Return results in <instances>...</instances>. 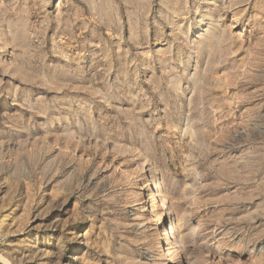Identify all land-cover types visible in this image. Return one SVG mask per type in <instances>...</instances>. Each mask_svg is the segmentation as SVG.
Returning a JSON list of instances; mask_svg holds the SVG:
<instances>
[{
    "label": "rangeland",
    "instance_id": "1",
    "mask_svg": "<svg viewBox=\"0 0 264 264\" xmlns=\"http://www.w3.org/2000/svg\"><path fill=\"white\" fill-rule=\"evenodd\" d=\"M0 264H264V0H0Z\"/></svg>",
    "mask_w": 264,
    "mask_h": 264
},
{
    "label": "bare ground",
    "instance_id": "2",
    "mask_svg": "<svg viewBox=\"0 0 264 264\" xmlns=\"http://www.w3.org/2000/svg\"><path fill=\"white\" fill-rule=\"evenodd\" d=\"M138 187V186H137Z\"/></svg>",
    "mask_w": 264,
    "mask_h": 264
}]
</instances>
